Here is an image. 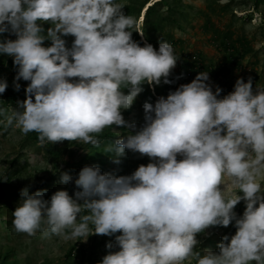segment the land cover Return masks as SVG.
I'll return each instance as SVG.
<instances>
[{
	"label": "clouds",
	"instance_id": "obj_1",
	"mask_svg": "<svg viewBox=\"0 0 264 264\" xmlns=\"http://www.w3.org/2000/svg\"><path fill=\"white\" fill-rule=\"evenodd\" d=\"M124 6L120 0H0V34L17 36L0 39V54L14 57L17 81H30L18 109L5 116L0 108V124L35 131L40 146L63 140L98 146L105 128L134 127L122 109L145 83H171L178 58L166 40L158 50L134 40L133 31L144 32ZM43 22L52 25L46 34ZM67 35L75 37L70 48ZM208 80L201 72L155 104L145 102L143 127L109 149L117 157L129 149L153 162L120 176L86 165L75 180L81 189L75 198L60 189L47 200L46 190L25 187L12 212L15 230L85 241L90 234L122 233L119 250L98 264H185L190 258L264 264V87L254 91L252 80L241 77L220 98L222 89L214 92ZM7 86L0 80V93ZM72 179L62 175L64 183ZM242 199L246 210L238 217L234 208ZM233 221L237 231L223 236L219 252L195 251L197 233Z\"/></svg>",
	"mask_w": 264,
	"mask_h": 264
},
{
	"label": "rangeland",
	"instance_id": "obj_2",
	"mask_svg": "<svg viewBox=\"0 0 264 264\" xmlns=\"http://www.w3.org/2000/svg\"><path fill=\"white\" fill-rule=\"evenodd\" d=\"M156 2L153 12L146 16L150 2ZM125 6V14L136 18L140 30L133 31V39L141 46L151 43L159 49L162 40L173 39L178 61L171 71L172 85L161 83L154 88L145 83L144 90L138 94L128 109H122L125 119L134 125L110 126L97 134L98 146L84 144L81 141L63 140L48 142L40 146L38 133H23L14 125L5 127L0 124V264H98L110 251H118L116 236L122 233L90 234L83 238L65 239L54 234L45 235L38 230L35 235L17 232L13 225L12 212L21 200V190L25 187L34 193L46 190L44 198L50 200L54 192L62 189L69 191L75 198L79 189L75 180L80 170L86 165H96L102 172L115 176L131 175L141 164L153 162V158L125 149L123 155L116 156L109 151L114 143H106L108 139H120L128 131H139L145 124V102L155 104L160 96L165 98L175 91L183 82L186 71L184 59H201L207 66L208 83L215 92L217 87L235 88L236 81L243 78L245 82L252 80L254 91L264 87V0H120ZM45 34L52 27L50 22H43ZM17 36L0 34V39H16ZM70 48L75 39L73 35L63 37ZM45 46L52 41L46 39ZM228 66L223 77L216 79L220 68ZM18 66L14 57L0 54V80H6L21 101L27 99V86L30 81L20 78L16 80ZM78 79V78H72ZM218 80H221L218 82ZM20 88L17 90L16 84ZM219 83L222 85L220 86ZM1 97L6 96L0 93ZM18 109V108H14ZM11 113V111H10ZM103 152L104 161L96 155ZM183 157L178 154V159ZM117 159L119 162H117ZM67 172L73 179L62 182V175ZM227 179V178H226ZM264 179V178H261ZM224 188L225 185H221ZM243 195L242 191H239ZM83 201H81L82 203ZM258 206V204H257ZM246 210V201L241 200L234 208L237 216ZM46 228L45 226H42ZM90 227H94L91 226ZM70 231V229L68 230ZM237 231L235 221L228 226H209L197 233L199 243L195 251L203 252L211 249L219 252V244L223 236L231 238ZM112 249L107 247L109 242ZM230 242V239H229ZM185 264H196L195 258ZM252 264H257L252 261Z\"/></svg>",
	"mask_w": 264,
	"mask_h": 264
},
{
	"label": "trees",
	"instance_id": "obj_3",
	"mask_svg": "<svg viewBox=\"0 0 264 264\" xmlns=\"http://www.w3.org/2000/svg\"><path fill=\"white\" fill-rule=\"evenodd\" d=\"M160 1V0H159ZM156 3V2H155ZM155 3L151 6H148L146 9V16L148 18V16L153 12V7L155 5ZM7 36L12 35L13 37L16 36L15 33L13 32H5ZM169 43L174 45L177 43L176 41H174L173 39L169 40ZM183 63H185L186 65V71L184 73V76L182 77L184 80V83H190L193 79H195V77L201 73V72H205L207 71V66L202 62L201 59H194L192 61L184 59ZM228 66H224L222 68L219 69V71L217 72V77L216 79H219V77H223V73L226 72V70H228ZM169 79L171 81H173L172 77H169ZM221 80H218V82H220ZM172 83V82H171ZM171 83H167V86H172L173 85ZM219 85L221 86L222 84L219 83ZM226 83L224 84V86L220 87L222 89L221 93H220V98H223L224 96H226L227 94H229L230 92L234 91L233 88L229 87V86H225ZM6 98L1 97L0 96V108L6 109L7 111L5 112V116L10 114V111L12 110V108H19V103L21 100L18 97L17 93L14 91V89L12 87L7 86L5 92L3 93ZM33 99H35V97L33 96ZM4 116H0V120H3ZM114 139H108L106 143H114ZM96 157L100 158V161H104V156H103V152H100L96 155ZM78 187V186H76ZM63 187H60L59 189H62Z\"/></svg>",
	"mask_w": 264,
	"mask_h": 264
},
{
	"label": "bare ground",
	"instance_id": "obj_4",
	"mask_svg": "<svg viewBox=\"0 0 264 264\" xmlns=\"http://www.w3.org/2000/svg\"><path fill=\"white\" fill-rule=\"evenodd\" d=\"M153 4H154V2L152 1V2L149 3V6H151V5H153Z\"/></svg>",
	"mask_w": 264,
	"mask_h": 264
}]
</instances>
